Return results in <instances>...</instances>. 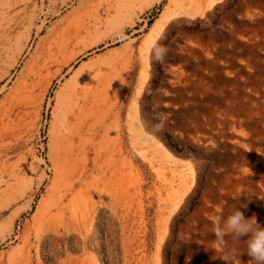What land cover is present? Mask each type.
Returning <instances> with one entry per match:
<instances>
[{
    "label": "rangeland",
    "instance_id": "1",
    "mask_svg": "<svg viewBox=\"0 0 264 264\" xmlns=\"http://www.w3.org/2000/svg\"><path fill=\"white\" fill-rule=\"evenodd\" d=\"M229 208L264 226V0H0V264H223Z\"/></svg>",
    "mask_w": 264,
    "mask_h": 264
},
{
    "label": "clouds",
    "instance_id": "2",
    "mask_svg": "<svg viewBox=\"0 0 264 264\" xmlns=\"http://www.w3.org/2000/svg\"><path fill=\"white\" fill-rule=\"evenodd\" d=\"M167 55L164 47L159 49L157 59L162 61ZM211 232L214 235L213 247L220 251L223 264H237L236 249L230 247L229 239L241 241L246 247L248 264H264V226L256 217L246 218L239 208H229L226 215H213L210 218Z\"/></svg>",
    "mask_w": 264,
    "mask_h": 264
}]
</instances>
